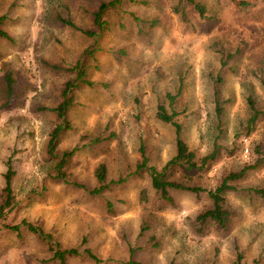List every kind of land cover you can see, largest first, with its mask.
I'll use <instances>...</instances> for the list:
<instances>
[{
    "label": "rangeland",
    "instance_id": "1",
    "mask_svg": "<svg viewBox=\"0 0 264 264\" xmlns=\"http://www.w3.org/2000/svg\"><path fill=\"white\" fill-rule=\"evenodd\" d=\"M101 1L107 0H0V28L8 34L0 35V187L10 159L15 195L0 217V264H61L22 219L62 247L78 246L79 253L66 256L67 264H124L129 243L151 246L149 231L157 242L154 264H168L171 257L182 264H235L237 251L240 264H264V198L249 190L264 184V168L233 181L236 188L227 199L237 217L228 228L204 234L192 222L210 205L207 191L175 190L172 201H165L154 192L147 170H135L141 140L148 163L157 167L174 152V126L155 112L180 78L176 119L197 155L207 153L218 134L215 89L223 106L221 153L195 183L212 188L225 172L254 160L253 146L264 143V117L249 135L244 123L248 94L264 106V0H195L205 5L204 17L188 0H125L111 9L95 40L83 29L96 28L93 12ZM77 61L91 83L79 80L73 88L69 127L50 154L49 134L59 121L50 107L61 99L65 81L75 77ZM72 148L66 178L57 176L58 159ZM101 161L108 177H128L91 194ZM143 188L146 204L140 199ZM142 222L150 228L138 234Z\"/></svg>",
    "mask_w": 264,
    "mask_h": 264
},
{
    "label": "trees",
    "instance_id": "2",
    "mask_svg": "<svg viewBox=\"0 0 264 264\" xmlns=\"http://www.w3.org/2000/svg\"><path fill=\"white\" fill-rule=\"evenodd\" d=\"M125 0H107L101 1L97 9L93 12V23L95 29H83V31L89 35L94 36L95 40L98 34L104 29L108 23L107 15L111 14V9L117 8L122 5ZM193 3L194 8L198 11L201 17L205 16L206 7L203 3L197 2L195 0H188ZM242 4H246V1H239ZM135 18L136 15H133ZM4 18L0 15V21ZM61 20L69 25L75 26L74 22L68 18L61 17ZM0 35L7 36V31L0 28ZM232 53H228L227 56H231ZM75 70V77L67 79L61 91V99L57 104L50 107L51 110L55 111L59 121L52 127L48 142L47 149L50 154H54L56 143L58 137L62 130L69 127V120L67 117V112L74 102L73 98V88L78 86L79 80L86 83H91L85 76V66L81 61L73 66ZM8 88H10L11 79L9 75L6 76ZM182 79L178 80V84L174 91H168L165 94L166 102L160 100L156 104V116L158 119L164 122H169L174 126V152L166 159L165 163L157 167L155 164L148 163V156L145 151V146L143 140H141L139 145L140 159L135 164V170H140L145 168L150 177L151 186L154 192L159 196L160 199L165 201H172V191L184 190L190 192H201L207 191V195L210 198V205L198 211L192 222V229L200 234L208 232L209 228L216 229H226L235 220L238 215V210L233 207V205L227 199V192L234 190L236 187L233 183L234 180L242 178L247 172H258L264 168V143L257 142L253 146V151L255 158L252 162L242 165L240 168L235 170H229L225 172L218 183L212 188H205L196 182V179L203 172H207L210 167L216 162L219 154L221 153L222 144L219 142V132H222V100L218 97V91L215 89V100H214V110L215 119L218 134L215 136L211 149L203 154L197 155L195 150L190 149L187 142L181 135L182 125L178 121L177 116L179 111L175 109L174 103L182 90ZM246 100L249 106V115L244 123V134L249 135L253 130L255 124L258 120L264 117V106L258 105L251 95L246 96ZM105 138V137H104ZM96 140H100V137ZM74 148L70 150H65L62 152L60 158L58 159L55 169L57 171V176L66 178V172L64 171V165L67 161L69 155L74 152ZM14 174V169L11 165V160H7V167L3 174L4 182L0 187V217L5 214L15 203V195L12 187V176ZM94 177L96 184L89 188L91 194H99L104 189L110 187L114 183L124 182L128 175H120L118 177H108L107 166L104 162H99L94 168ZM76 185L82 186L80 183L74 182ZM254 194L260 198H264V184H258L250 187ZM140 199L143 204H146L148 197L146 189H141ZM106 205L108 208L111 206L110 200H106ZM112 210V209H111ZM145 221V220H144ZM27 227L35 231L44 240L47 241V248L52 252V257L58 258L61 264H67L65 259L68 253H79L80 248L78 246L72 247H62L58 241H56L53 236L44 231L40 226L35 225L32 222L25 221L22 219ZM146 222V221H145ZM142 222L138 229V234H143L147 231L148 224ZM18 227V224H10V228ZM150 228V226H149ZM147 243H150V247L146 244L134 245L129 243L127 246V252L129 254L128 259L124 261V264H154L153 263V247H156L157 242L155 241V236L152 232H148ZM144 235H142L143 237ZM86 242V237L83 236L81 243ZM83 251L86 252L94 260H99L94 252L88 247L84 246ZM149 253L148 257H142L141 255ZM242 259V253L237 251L235 264H240ZM176 263H175V261ZM168 264H182L177 261L175 257H171Z\"/></svg>",
    "mask_w": 264,
    "mask_h": 264
}]
</instances>
